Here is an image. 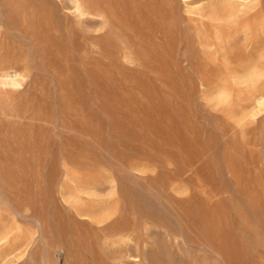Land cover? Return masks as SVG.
<instances>
[{
  "label": "rangeland",
  "instance_id": "374dc122",
  "mask_svg": "<svg viewBox=\"0 0 264 264\" xmlns=\"http://www.w3.org/2000/svg\"><path fill=\"white\" fill-rule=\"evenodd\" d=\"M42 1L0 0V69L27 77L0 91V228L35 232L29 251L6 264H128L125 245L105 235L135 217L150 225L147 264H264V116L244 129L238 92L234 107L223 106L200 87L168 18L172 30L155 44L179 45L171 72L160 51L145 56L138 22L101 29L95 17L58 13L39 23ZM173 2L182 30L191 22ZM110 175L126 211L88 218L70 194Z\"/></svg>",
  "mask_w": 264,
  "mask_h": 264
},
{
  "label": "bare ground",
  "instance_id": "6f19581e",
  "mask_svg": "<svg viewBox=\"0 0 264 264\" xmlns=\"http://www.w3.org/2000/svg\"><path fill=\"white\" fill-rule=\"evenodd\" d=\"M67 1L66 3L65 0H43L40 13H34L33 17L35 16L40 23L42 21L40 15L55 21L58 13H60L67 19L73 18L81 22L88 16H92L97 18L101 29L113 26L114 23H127L130 25V23L138 22L142 28L141 31H144L143 37L145 38L142 39H145L149 44V50L145 49V56L153 58L155 53L160 51L157 56H161V61H158V59L157 61L162 69L167 72H171L173 69L176 62V52L180 47L171 42H168L165 46L160 45V47L159 45L156 46L155 43L161 41L163 32L174 29L177 33L183 35L181 36L184 38L185 46L183 45L182 58L198 74L201 88L214 92L213 97L218 104L223 106L234 107L232 92L239 93L238 106L240 108L239 111L234 112L239 126L244 129L251 128L264 116V0H181L184 6L183 13L191 22V25H186L182 30L179 28L181 27L179 26L181 22L179 20H182L181 24H184V21L179 14L180 11L178 12L174 7L173 0ZM24 14L26 13L24 12ZM167 18L171 20L169 25L172 29L165 26L168 21H166ZM65 25L69 31L72 30L71 25L67 26L66 23ZM138 27H136V31ZM122 28L124 30L125 27ZM109 43L111 44L110 41ZM24 73L16 67L0 69V91L9 92L23 86L24 81L27 79ZM67 171L69 170L67 169ZM66 176L69 177L68 172ZM183 191H187L186 188H183ZM101 194H104L103 198L94 199V197ZM124 195L125 189L122 183L116 176L110 175L103 179L84 180L70 194V197L74 198L75 203L79 204L78 206L84 210V215L88 218L92 217L99 222H104L109 219L119 220L122 217L126 211ZM74 200L70 199V203ZM91 201H97L99 204L93 206ZM149 226L146 221H139L135 217L131 221H119L105 235L106 240L114 238V244L122 242L125 245L124 259L126 260H122V263L128 261V264H147L150 258L148 249L151 245ZM34 237L35 232L32 230L29 235L19 233V235L13 237V229L0 228V256H2L0 264H6L7 261L12 259L22 258L32 247ZM43 243L44 250L48 254L50 246L47 241ZM222 250L219 246L217 249L215 248V253L221 261L222 259L226 260ZM151 261L152 264H159L155 258H152Z\"/></svg>",
  "mask_w": 264,
  "mask_h": 264
}]
</instances>
